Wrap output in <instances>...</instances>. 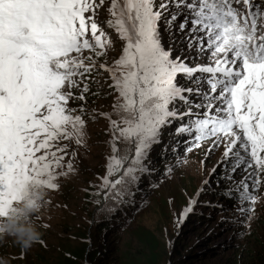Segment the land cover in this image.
I'll return each mask as SVG.
<instances>
[{"label": "snow or ice", "instance_id": "1", "mask_svg": "<svg viewBox=\"0 0 264 264\" xmlns=\"http://www.w3.org/2000/svg\"><path fill=\"white\" fill-rule=\"evenodd\" d=\"M102 11L123 42L110 64L113 41L98 22ZM180 17L195 56L174 55L162 42V29L171 32ZM198 58L208 63L189 62ZM99 70L109 74L114 94L111 113H99L111 137L105 188L148 171L163 129L180 121L174 135L188 137L186 152L208 141L206 155L223 149L217 167L226 169L225 179L242 174L236 192L249 207L240 211L255 212L264 186V0H0V218L30 187L58 189V177L74 172L71 161L56 172L64 167L58 153L68 147L60 142L80 146L86 135V121L68 105L85 99L90 74ZM203 191L189 200L181 223Z\"/></svg>", "mask_w": 264, "mask_h": 264}, {"label": "rangeland", "instance_id": "2", "mask_svg": "<svg viewBox=\"0 0 264 264\" xmlns=\"http://www.w3.org/2000/svg\"><path fill=\"white\" fill-rule=\"evenodd\" d=\"M107 15L102 11L98 22L113 41L110 64L118 58L123 42L104 24ZM182 20L178 18L171 32L162 29V42L173 48L174 55L195 56V48L191 52L187 48V30H179ZM84 55L94 54L86 50ZM103 61V57L96 60L97 69ZM189 62L208 63L205 58ZM99 71L90 74L85 99L69 101L68 106L86 121V135L80 146L74 140L60 142L68 147L66 155L58 153L64 155V167L56 172L66 171L69 161L74 172L58 177V189H47V202L34 217L41 240L24 251L13 238L5 237L0 240V258L7 264H56L61 258L66 264H151L155 249L161 253V264H264V186L257 193L261 199L255 212L242 214L240 209L249 207L236 192L242 174L224 178L226 169L217 167L223 149L206 155L211 141L186 152L188 137L174 135L180 121L163 129L160 143L145 161L148 171L137 172L135 181L103 186L111 137L109 121L99 113H111L114 94H109V74ZM179 82L194 87L182 78ZM72 91L74 97L80 95V89ZM41 154L43 150L37 153ZM202 186L194 210L181 223L183 209Z\"/></svg>", "mask_w": 264, "mask_h": 264}, {"label": "clouds", "instance_id": "3", "mask_svg": "<svg viewBox=\"0 0 264 264\" xmlns=\"http://www.w3.org/2000/svg\"><path fill=\"white\" fill-rule=\"evenodd\" d=\"M47 189L43 185L30 187V195L16 202L13 205L14 211L9 212L7 217L0 218V240L11 237L24 251L30 250L41 240L42 233L34 217L47 202ZM60 262H63L62 258L56 264ZM0 264L7 262L0 258Z\"/></svg>", "mask_w": 264, "mask_h": 264}, {"label": "trees", "instance_id": "4", "mask_svg": "<svg viewBox=\"0 0 264 264\" xmlns=\"http://www.w3.org/2000/svg\"><path fill=\"white\" fill-rule=\"evenodd\" d=\"M151 252L153 254V260L151 264H161V253L159 252V250L152 249ZM94 258L95 256L93 257V259ZM59 264H66V263L60 262Z\"/></svg>", "mask_w": 264, "mask_h": 264}]
</instances>
